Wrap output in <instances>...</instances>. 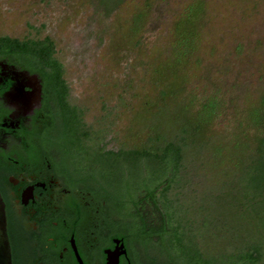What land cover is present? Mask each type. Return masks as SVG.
Wrapping results in <instances>:
<instances>
[{
	"label": "trees",
	"instance_id": "trees-1",
	"mask_svg": "<svg viewBox=\"0 0 264 264\" xmlns=\"http://www.w3.org/2000/svg\"><path fill=\"white\" fill-rule=\"evenodd\" d=\"M123 2L100 0L98 7L107 19ZM200 12V6L190 9L181 25H176L170 56L152 69L154 76L143 81L158 89L157 95H142L144 108L135 117L159 123V128L147 124L146 141L133 147L106 149L104 137L92 136L83 111L69 102L64 67L50 37L0 36V58L41 75L52 120L58 126L57 144L68 158L96 150L101 160L104 156L128 160L129 155L133 167L145 160L152 169L134 188L127 186L120 192L96 171L94 190L100 202L107 201L106 214L115 222L112 231L130 233L133 242L151 255V264H264V89L247 106H240L220 80L210 82L204 93L187 91L180 73L197 49L195 20ZM195 176L208 177L214 188H226V193L212 198L220 205L217 217L204 222L213 228L209 239L217 247L211 250L203 249L200 227L195 228L196 219L188 217L190 209L182 203Z\"/></svg>",
	"mask_w": 264,
	"mask_h": 264
},
{
	"label": "rangeland",
	"instance_id": "rangeland-1",
	"mask_svg": "<svg viewBox=\"0 0 264 264\" xmlns=\"http://www.w3.org/2000/svg\"><path fill=\"white\" fill-rule=\"evenodd\" d=\"M99 2L0 0V36L50 37L54 41L69 102L83 111L92 136L99 133L100 139L105 138L106 149L145 142L147 124L159 128V123H144L142 117H135L144 108L142 95H157L158 89L143 81L154 76L152 69L170 56L176 25L197 6L201 10L195 20L197 49L180 73L187 91L204 93L210 82L220 80L240 106L259 98L264 89V0H124L107 19ZM100 157L96 150L82 155L86 167L103 173L116 192L134 188L152 172L145 160L133 167L129 155L128 160ZM111 164L115 166L108 174ZM189 186L182 203L190 209L188 217L196 219L195 228L200 227L203 249H215L216 243L209 239L213 228L204 222L217 217L220 205L212 198L226 193V188H214L208 177L197 176Z\"/></svg>",
	"mask_w": 264,
	"mask_h": 264
},
{
	"label": "flooded vegetation",
	"instance_id": "flooded-vegetation-1",
	"mask_svg": "<svg viewBox=\"0 0 264 264\" xmlns=\"http://www.w3.org/2000/svg\"><path fill=\"white\" fill-rule=\"evenodd\" d=\"M35 74L42 99L33 108L15 92L30 93ZM57 128L41 75L0 58V194L13 264H151L130 233L112 231L107 201L94 196L96 170L63 154Z\"/></svg>",
	"mask_w": 264,
	"mask_h": 264
},
{
	"label": "water",
	"instance_id": "water-1",
	"mask_svg": "<svg viewBox=\"0 0 264 264\" xmlns=\"http://www.w3.org/2000/svg\"><path fill=\"white\" fill-rule=\"evenodd\" d=\"M27 75H29L28 72ZM27 78L32 82L31 92L28 94H23L22 88L20 89L17 88L15 93L16 95H18L17 97L19 102L27 103L30 105L34 104L33 108H35L36 106L39 107L42 99L41 80L36 74L27 76ZM0 264H13L11 245L8 235V224H7L5 203L3 201L1 194H0ZM108 264H117V263H114V259L111 258Z\"/></svg>",
	"mask_w": 264,
	"mask_h": 264
}]
</instances>
